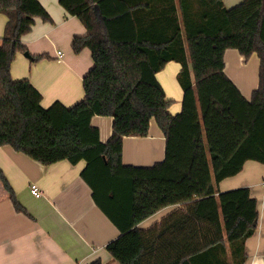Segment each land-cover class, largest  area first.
Instances as JSON below:
<instances>
[{
    "label": "trees",
    "instance_id": "16d2710c",
    "mask_svg": "<svg viewBox=\"0 0 264 264\" xmlns=\"http://www.w3.org/2000/svg\"><path fill=\"white\" fill-rule=\"evenodd\" d=\"M88 32L72 42L91 50L85 95L72 106L42 105L29 79H14L22 36L37 16L50 20L40 0H0L8 20L0 38V145L43 164L81 160V172L100 209L121 234L106 248L119 264H246V242L256 232L258 199L248 186L221 191L248 160L264 164V0H60ZM260 58L259 86L247 98L226 72L225 52ZM47 57L33 55L34 61ZM181 64L182 108L170 110L158 72ZM114 118L108 141L92 123ZM155 119L166 156L153 165L123 161L126 136H148ZM18 212L26 213L0 170ZM181 207L161 224H139L160 209ZM89 264H105L96 259Z\"/></svg>",
    "mask_w": 264,
    "mask_h": 264
},
{
    "label": "crops",
    "instance_id": "0c3cea01",
    "mask_svg": "<svg viewBox=\"0 0 264 264\" xmlns=\"http://www.w3.org/2000/svg\"><path fill=\"white\" fill-rule=\"evenodd\" d=\"M51 19L37 16L29 32L22 36L29 56L18 51L11 66L14 79H29L43 94L42 105L49 107L55 101L72 106L85 95L84 77L93 67L91 50L85 47L75 52L72 42L76 36H84L88 30L76 15L69 13L60 0H40ZM233 7L242 0H224ZM7 16L0 12V38L4 34ZM63 52V55L59 54ZM47 57L34 61L33 55ZM248 60L235 48L225 52L226 72L242 93L251 98L259 86L255 67L246 69ZM181 64L170 61L157 76L169 92L183 98V88L178 81ZM242 69H245L242 71ZM252 72V73H251ZM175 97V96H174ZM175 99L170 107L173 113ZM177 111V112H176ZM92 123L100 128L102 141L112 135L114 118L96 115ZM166 156V137L156 120L151 121L148 136H126L123 144V161L135 165H153ZM86 161L77 164L64 159L43 164L29 155L17 151L11 145H0V170L16 192L26 213L18 212L0 179V264H89L102 259L105 264H119L107 250V244L121 234L119 227L100 209L92 187L81 175ZM36 183L41 196L32 193ZM248 186L252 196L258 199L260 218L254 235L248 238L246 264H264V164L248 160L241 172L222 180L221 191ZM180 204L166 206L143 220L139 226L149 228L161 224L164 217L180 208Z\"/></svg>",
    "mask_w": 264,
    "mask_h": 264
},
{
    "label": "rangeland",
    "instance_id": "374dc122",
    "mask_svg": "<svg viewBox=\"0 0 264 264\" xmlns=\"http://www.w3.org/2000/svg\"><path fill=\"white\" fill-rule=\"evenodd\" d=\"M253 57H256L255 60L257 59V60H256L257 65L254 66V65H253V60H251L252 62H250L249 66H248L247 68H245L246 70H245V69H242V71L245 70L246 73H248V72H249V68L253 70L252 67H255V72H256V74H257V76H258V72H257L256 68H258V62H257V61L259 60V58H258L257 55H254ZM253 71H254V70H253ZM251 73H252V72H251ZM169 94H170V95H173V98L175 99V103H176V104H174V107H173V111H174V110L177 109V107H178L179 104H180V106H181V102H182V99H183V98H182L181 96L176 95L175 93H172L171 91L169 92ZM174 96H175V97H174ZM176 112H177V111H176Z\"/></svg>",
    "mask_w": 264,
    "mask_h": 264
},
{
    "label": "built area",
    "instance_id": "2783aa9c",
    "mask_svg": "<svg viewBox=\"0 0 264 264\" xmlns=\"http://www.w3.org/2000/svg\"><path fill=\"white\" fill-rule=\"evenodd\" d=\"M59 54L63 55V52L59 51ZM31 189H32V193L35 194L36 196L42 195V192L40 191L39 186L36 183L32 184Z\"/></svg>",
    "mask_w": 264,
    "mask_h": 264
},
{
    "label": "water",
    "instance_id": "95a60500",
    "mask_svg": "<svg viewBox=\"0 0 264 264\" xmlns=\"http://www.w3.org/2000/svg\"><path fill=\"white\" fill-rule=\"evenodd\" d=\"M25 54H26L27 56H29V53H28V52H26Z\"/></svg>",
    "mask_w": 264,
    "mask_h": 264
}]
</instances>
